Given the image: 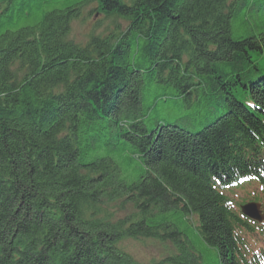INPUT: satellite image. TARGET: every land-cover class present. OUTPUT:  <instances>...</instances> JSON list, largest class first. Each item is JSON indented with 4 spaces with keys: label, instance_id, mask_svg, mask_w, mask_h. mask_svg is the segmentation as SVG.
Returning <instances> with one entry per match:
<instances>
[{
    "label": "trees",
    "instance_id": "1",
    "mask_svg": "<svg viewBox=\"0 0 264 264\" xmlns=\"http://www.w3.org/2000/svg\"><path fill=\"white\" fill-rule=\"evenodd\" d=\"M93 2L125 24L77 43ZM260 59L264 0H0V264H262L231 187L264 191Z\"/></svg>",
    "mask_w": 264,
    "mask_h": 264
},
{
    "label": "rangeland",
    "instance_id": "2",
    "mask_svg": "<svg viewBox=\"0 0 264 264\" xmlns=\"http://www.w3.org/2000/svg\"><path fill=\"white\" fill-rule=\"evenodd\" d=\"M120 25H124V21L118 17L106 16L103 11H101L98 7L97 2L90 3L80 8L79 14L76 18L71 21L70 24V33L69 37L76 41L77 43H85L89 38V35L94 32L97 34L106 35L115 30V28ZM259 65L264 73V59L259 60ZM161 108V107H160ZM163 111H159L157 113H162ZM170 117H177L181 115L177 112H169ZM153 117L156 114L152 115ZM199 126H203L201 122H198ZM150 126V123L148 122ZM126 179L128 181H132L138 178L137 173H126L124 172ZM233 194V199L235 201H239L244 197L245 203L252 196H256V192H258V187L254 184H248L245 187L236 189ZM231 196V195H230ZM259 197H262L259 195ZM262 209L263 203L259 202ZM240 203H238L239 206ZM195 217L191 218L192 223H195ZM261 233H252L245 235L246 249L249 252H252L254 249H258L261 245V237H263ZM194 241L198 244L200 249L205 252L207 246L205 243L199 241L194 234L192 235ZM124 249L132 255L137 261L142 263H150L152 261H157L164 257L168 252V244H162L159 241H155L153 239H126L122 243ZM173 249H171L172 251ZM213 257V256H212ZM214 261L215 258L213 257ZM216 262V261H215ZM208 264H214L211 261Z\"/></svg>",
    "mask_w": 264,
    "mask_h": 264
},
{
    "label": "water",
    "instance_id": "3",
    "mask_svg": "<svg viewBox=\"0 0 264 264\" xmlns=\"http://www.w3.org/2000/svg\"><path fill=\"white\" fill-rule=\"evenodd\" d=\"M242 211L244 214H246L248 217L261 221L263 216L260 215L258 212V204L255 203H248L242 206Z\"/></svg>",
    "mask_w": 264,
    "mask_h": 264
}]
</instances>
